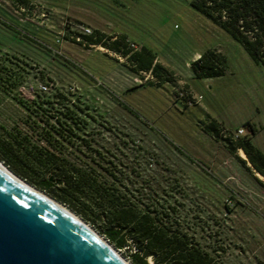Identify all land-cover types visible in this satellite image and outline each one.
Listing matches in <instances>:
<instances>
[{"label":"rangeland","instance_id":"rangeland-1","mask_svg":"<svg viewBox=\"0 0 264 264\" xmlns=\"http://www.w3.org/2000/svg\"><path fill=\"white\" fill-rule=\"evenodd\" d=\"M190 2L0 0V122L11 127L36 94L61 92L138 182L174 185L171 200L224 264H264V176L237 147L248 140L264 154V68ZM81 27L149 48L177 80L148 85L151 74L131 73L124 57L74 42ZM212 49L224 75L196 78L192 63ZM212 121L216 136L204 130Z\"/></svg>","mask_w":264,"mask_h":264},{"label":"trees","instance_id":"trees-1","mask_svg":"<svg viewBox=\"0 0 264 264\" xmlns=\"http://www.w3.org/2000/svg\"><path fill=\"white\" fill-rule=\"evenodd\" d=\"M190 5L264 68V0H191ZM6 23L0 14V26ZM72 39L124 57L123 65L133 74L149 72L148 85L160 87L177 80L149 48L131 47L125 35L95 29ZM225 62L212 49L195 60L192 68L196 78L218 77L225 73ZM1 68L3 88L7 79L1 76ZM65 99L58 91L47 96L38 93L24 104L27 114L19 121L11 127L0 122V160L91 224L123 250L132 264H224L219 249L203 243L176 199L171 200L168 194H174V185L161 189L156 183L138 182L134 169L127 170L110 148L100 145L88 112L73 103L70 107ZM211 123L204 130L216 136L220 130ZM237 147L264 176V154L248 140Z\"/></svg>","mask_w":264,"mask_h":264},{"label":"water","instance_id":"water-1","mask_svg":"<svg viewBox=\"0 0 264 264\" xmlns=\"http://www.w3.org/2000/svg\"><path fill=\"white\" fill-rule=\"evenodd\" d=\"M86 223L0 164V264H127Z\"/></svg>","mask_w":264,"mask_h":264},{"label":"bare ground","instance_id":"bare-ground-1","mask_svg":"<svg viewBox=\"0 0 264 264\" xmlns=\"http://www.w3.org/2000/svg\"><path fill=\"white\" fill-rule=\"evenodd\" d=\"M241 154L242 156H245V153L244 151L241 150ZM0 164H2L4 166V164L0 161ZM7 168V167H6ZM260 175V174H259ZM18 176V175H17ZM19 177V176H18ZM22 179V178H21ZM23 180V179H22ZM27 183V182H26ZM29 184V183H28ZM30 186H32L31 184H29ZM34 189H36L38 192H40L42 195H44L45 197L49 198L50 200L54 201L55 203H57L60 207H62L63 209H65L66 211H68L71 215L75 216L77 219H79L80 221H83L86 225V221H84L82 218H80L76 213H74L71 209H69L67 206L63 205L62 203H60L59 201H55L54 198L50 197L49 195L45 194L44 192L40 191L39 189L35 188L34 186H32ZM88 227H90L89 225H87ZM91 228V227H90ZM92 229V228H91ZM98 234V233H97ZM99 236L102 237V235L98 234ZM109 246L114 250V252L119 256L121 257L127 264H130L128 262V260H126L125 258H123L119 253L118 251L113 247L111 246V244H109ZM151 262V260H149Z\"/></svg>","mask_w":264,"mask_h":264},{"label":"built area","instance_id":"built-area-1","mask_svg":"<svg viewBox=\"0 0 264 264\" xmlns=\"http://www.w3.org/2000/svg\"><path fill=\"white\" fill-rule=\"evenodd\" d=\"M81 29L84 31L83 34L87 33H91V30L89 28H85V27H81ZM130 46L133 48H136L135 45L133 43H130ZM39 88L40 90H47V85L45 84H39ZM244 129L243 128H238L235 132H234V137L238 138L239 136H241V134L243 133Z\"/></svg>","mask_w":264,"mask_h":264},{"label":"crops","instance_id":"crops-1","mask_svg":"<svg viewBox=\"0 0 264 264\" xmlns=\"http://www.w3.org/2000/svg\"><path fill=\"white\" fill-rule=\"evenodd\" d=\"M99 47L102 48L101 46H99ZM102 49H103V48H102ZM118 63H119V61H118ZM164 84H169V83H164ZM164 84H163V85H164Z\"/></svg>","mask_w":264,"mask_h":264}]
</instances>
